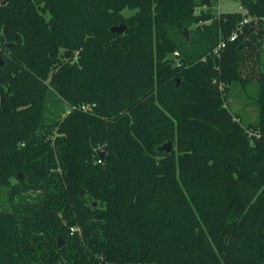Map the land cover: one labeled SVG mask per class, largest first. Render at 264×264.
Returning <instances> with one entry per match:
<instances>
[{"label": "trees", "instance_id": "1", "mask_svg": "<svg viewBox=\"0 0 264 264\" xmlns=\"http://www.w3.org/2000/svg\"><path fill=\"white\" fill-rule=\"evenodd\" d=\"M2 2L0 264H264V0Z\"/></svg>", "mask_w": 264, "mask_h": 264}, {"label": "rangeland", "instance_id": "2", "mask_svg": "<svg viewBox=\"0 0 264 264\" xmlns=\"http://www.w3.org/2000/svg\"><path fill=\"white\" fill-rule=\"evenodd\" d=\"M5 3L9 2L10 0H4ZM13 1V0H11ZM4 5V6H3ZM5 7V4L0 0V7ZM204 10H207L204 8ZM212 10L213 12L219 16L220 14L224 13H238V14H246V10L241 5L240 0H213L212 2ZM209 21H206L208 24ZM202 22H200L198 25L200 26ZM195 25L194 27H196ZM188 32V41H190L191 33ZM184 32V36L185 33ZM13 46V44H11ZM262 49L264 50V43ZM262 54V62H263V70H264V51ZM178 55L176 54H169L167 57V60L169 58L170 62H175L178 58ZM181 65V63H180ZM180 83V81H179ZM258 96V86L255 82H252L250 80V83H247L246 87H242L238 84L233 85L231 90L228 93V97L226 100L227 106L239 117V119L242 121V123L246 126L249 124H256L258 122L259 118V111L258 107L256 105V99ZM172 143V142H171ZM173 148L174 144L172 143ZM5 193H7L6 190H4L0 194V208H5L6 204L8 202L7 195L5 196ZM97 206L99 203H95Z\"/></svg>", "mask_w": 264, "mask_h": 264}, {"label": "water", "instance_id": "3", "mask_svg": "<svg viewBox=\"0 0 264 264\" xmlns=\"http://www.w3.org/2000/svg\"><path fill=\"white\" fill-rule=\"evenodd\" d=\"M212 2L213 0H201V4L204 8L206 9H212ZM126 30V26L124 24H121L120 26H114L111 28V32L112 33H117V34H123ZM185 38L188 39V32L185 33ZM68 55V52H66V56ZM173 150V145L171 142L163 145L162 147L159 148L160 152H171ZM105 154L104 152H102L100 154L101 158H104ZM20 177H22V174H20ZM94 206H96V204L94 203ZM64 242L62 241L61 238H59V242H58V247L62 248L64 246Z\"/></svg>", "mask_w": 264, "mask_h": 264}, {"label": "built area", "instance_id": "4", "mask_svg": "<svg viewBox=\"0 0 264 264\" xmlns=\"http://www.w3.org/2000/svg\"><path fill=\"white\" fill-rule=\"evenodd\" d=\"M251 19H252V18L246 16V18H245V20H244L243 23L246 24V23H248ZM263 22H264V18H263ZM238 36H239V35H238L237 32H233V33H232L227 39H225V40H221L220 43L218 44V46H217V48H216V50H215L214 53H215V54H219L221 51L225 50V49L228 47L229 44H232V43H234V42L237 41ZM176 55H178V54H176ZM178 56H179V55H178ZM177 64L180 65V61H179V60H177ZM82 109H83V110H86L85 107H82ZM75 231H76V230H75L74 228L71 229V232H72V233L75 232Z\"/></svg>", "mask_w": 264, "mask_h": 264}]
</instances>
